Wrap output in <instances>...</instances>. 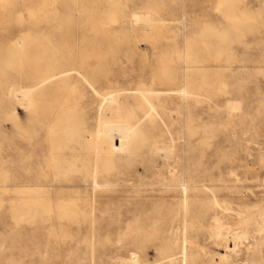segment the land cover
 <instances>
[{"label": "rangeland", "instance_id": "1", "mask_svg": "<svg viewBox=\"0 0 264 264\" xmlns=\"http://www.w3.org/2000/svg\"><path fill=\"white\" fill-rule=\"evenodd\" d=\"M71 38L91 56L22 124L15 76ZM24 243L9 264H264V0H0V253Z\"/></svg>", "mask_w": 264, "mask_h": 264}, {"label": "bare ground", "instance_id": "2", "mask_svg": "<svg viewBox=\"0 0 264 264\" xmlns=\"http://www.w3.org/2000/svg\"><path fill=\"white\" fill-rule=\"evenodd\" d=\"M70 36L72 37V34ZM20 37L21 36L18 37V42H21V40L19 39ZM90 39H92V37ZM69 40H70V38H69ZM71 43H72V38H71V41H69V42L66 41V43L64 45H62L63 52H59L57 54H51L49 52V55H48L47 58H43L40 61H38L36 64H34L35 66H34V70L33 71L28 69V70H26L27 71L26 75H16L15 76V78L20 79L19 83H18L19 86L17 87V92H16L17 97L19 95H21V96H23V97L28 99V102H27L28 106L27 107H22L19 104L15 103L16 104L15 105V109H17L18 111L23 110V113H24V117L23 118H25V119L22 121V124H25L27 122L28 123L33 122L34 116H35L36 113H35L34 109L31 110L32 107H36L37 108V106L40 105L41 107H43V106L46 107L47 110H51V109L48 108L49 105L51 106V104L49 103L51 101V98L49 96L52 94V92L55 89L54 88L55 85L54 86L51 85V81H52L51 77H53L54 75H56V76L59 75L57 80H56V84H58V83L61 84L62 82L67 81V80L70 79V76H68V71L70 69L66 68V67H63L62 66L63 63L69 62L73 58L77 59V60L81 58V60H82L81 64L84 65L85 64L84 60L86 58H89V56H91V52L93 51V46L92 47L91 46L90 47L89 46H84L82 54H78L77 52L75 53V52L71 51V49H70L71 46H72V48H76V46L78 44L75 43V41H74L73 45ZM25 49H26V47H25ZM201 66H203V64ZM237 75H238V73H237ZM171 76H172V74L171 75L167 74L165 77L168 78V77H171ZM190 78H191V75H190ZM21 79H23V80L25 79V81H23ZM17 82H18V80H15V82L12 80V84H15ZM169 90H171V89H169ZM193 91H195V90H193ZM193 91L189 87L186 90H184V93H182V96H186L190 92H193ZM141 94L147 95V94H151V93H147V92H143L142 91ZM45 96L49 97V100H45L43 103H41L42 98H44ZM1 97L4 100L7 99V100H10V101L11 100L13 101V98L11 96V87H4L3 91L1 92ZM241 102H242V100L231 99V100L227 101L226 105H227L228 109L230 108L232 111H236V110L241 108ZM52 109L55 110V108H52ZM16 117H17V114H16ZM53 137H56L55 133L53 134ZM143 139H144V141H148L149 140L148 134L144 135ZM19 148H21V147H19ZM22 152H23V150H22ZM23 154H24V152H23ZM167 154L169 155L170 153H167ZM25 155H26L25 160H27V159H29L31 157L32 154L29 152V153H25ZM16 157H18L21 160L23 156H20L18 154ZM84 164H85V162H84ZM187 183H189V182H187ZM204 186H205V184H202L201 186H197L196 185V186H193L194 187L193 189L204 190L205 189ZM184 190H185V188H184ZM217 203H219V202H217ZM179 206H180V204H179ZM205 212H206V204L204 203V200H202L195 207L194 211L192 212L191 217L195 218V219L200 218V217H202V215ZM238 214H239V221H238V223H239L238 225L239 226L238 227H232L231 225H225L224 223H222L220 221L219 218H216V220H217V228L215 230V234L218 237L221 238V243H224V246L226 248L225 250H236L238 248V245H240L239 244L240 239L245 238L248 235V233H249L248 226H249V223H250V217L246 216L247 213H246V215H243V211H239ZM210 227H213V225L210 226ZM201 228H203V226H201ZM178 230H179V228H178ZM211 230H212V228H211ZM229 235H231V237L233 236L232 237L233 238V245L228 243ZM9 236L12 237V239L14 241L18 240L19 238L22 237V235L20 237L18 236L17 230H10L9 229V231L3 233L2 242L4 243V239H6ZM177 240L179 241L180 239H177ZM186 240H184V241L186 242ZM190 242H191V240H190ZM193 243H195V242L193 241ZM175 244H177V243H175ZM195 245H197V244H195ZM17 247H18V250L17 251H12L10 253V255L1 254L0 253V261H2L3 259H7V263L9 264V261H13L15 259L14 258L15 255H22V254H25V255L29 254L30 255V252H29V248L30 247H29L28 244H26V243L18 244ZM0 252H1V249H0ZM154 256H156V255H154ZM220 257H221L222 260L226 261L227 258H228V254L227 253H223V254H221ZM123 258L124 257H122V260H125ZM219 260L220 259H218L217 261H219ZM151 261H153V260H151ZM42 262H43L42 258H38V259L28 260L26 262H23V264H42ZM124 262L126 264H140L141 263L139 256L136 255V254L133 255L131 258H129V260L124 261ZM146 262H149V260L148 261L146 260ZM120 264H122V263H120Z\"/></svg>", "mask_w": 264, "mask_h": 264}]
</instances>
